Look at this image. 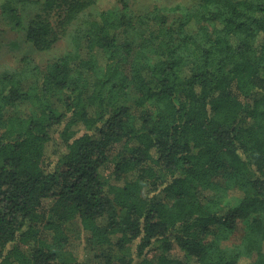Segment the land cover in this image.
<instances>
[{
  "label": "trees",
  "instance_id": "1",
  "mask_svg": "<svg viewBox=\"0 0 264 264\" xmlns=\"http://www.w3.org/2000/svg\"><path fill=\"white\" fill-rule=\"evenodd\" d=\"M21 2L0 12L40 50L91 3L60 0L57 30L25 22ZM72 43L44 68L21 57L0 72V264H264V0L138 15L120 0ZM75 220L96 250L85 259Z\"/></svg>",
  "mask_w": 264,
  "mask_h": 264
},
{
  "label": "rangeland",
  "instance_id": "2",
  "mask_svg": "<svg viewBox=\"0 0 264 264\" xmlns=\"http://www.w3.org/2000/svg\"><path fill=\"white\" fill-rule=\"evenodd\" d=\"M86 1V0H85ZM120 0H90V4L84 10L83 15L78 19L77 23L74 25H67L64 33L59 31L57 40L52 44L49 49L40 50L36 48L33 44L26 41L24 37V32L22 30H14L11 28L13 23L12 18L7 14H2L0 12V72L4 69H19L22 67L23 63L20 62L21 57H27L31 60L33 65H38L44 68L48 62L62 56L66 53L73 51L72 38L75 33L77 26L83 22L85 19H92L96 14L102 10L109 8L111 6L117 5ZM128 4L130 12L135 15L144 14L150 12L154 9H166L167 7L173 6L175 4L189 5L193 0H125ZM60 0L55 2L52 7H46L45 0H22L19 4L20 12L23 16L25 22L33 17L34 15L41 13L48 17L55 29L57 28L58 22L61 20V14L64 10V5L61 6ZM60 4V8L57 5ZM80 128V127H79ZM117 148L114 149V154ZM47 155L50 154L51 147L49 146ZM111 166L104 169L103 173L108 176L110 173ZM222 172L220 178V183L225 184V175ZM113 181V180H112ZM226 196L233 202L235 198L234 193H230V190L226 191ZM49 203L45 200L43 207H46ZM79 225L75 221L65 224V232L68 236L72 238L71 246L73 253L76 256H80L83 259L88 256L93 255L96 251L92 245L89 247L85 244V239H82L79 235ZM245 229L244 222H238L234 229L228 233H225V239L223 240V245L232 246L238 244L241 240V235ZM46 237L50 240V233L47 230L42 232V237ZM82 236V235H81ZM80 237V238H79ZM156 251L149 252L148 256L152 259H156Z\"/></svg>",
  "mask_w": 264,
  "mask_h": 264
}]
</instances>
